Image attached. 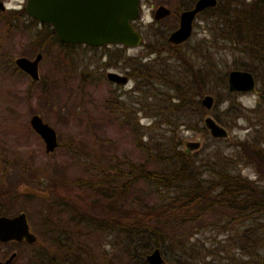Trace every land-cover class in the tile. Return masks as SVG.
Returning <instances> with one entry per match:
<instances>
[{
	"label": "trees",
	"instance_id": "1",
	"mask_svg": "<svg viewBox=\"0 0 264 264\" xmlns=\"http://www.w3.org/2000/svg\"><path fill=\"white\" fill-rule=\"evenodd\" d=\"M208 8L216 9L211 15L214 23L207 27L209 37L195 40L188 53L177 51L171 60L158 54L149 58L136 74L143 82L135 94L148 100L145 107L153 116L147 129L162 124L163 132L153 136L148 130L140 131L136 121L128 120L134 141L142 151L140 161L113 153L101 155L92 152L93 146L85 152L83 177L73 179L83 187V197L72 200L51 187L55 192L52 190L50 201L40 204L35 212L41 226L35 241L40 244L37 264H46V258L48 263L53 261L45 246L52 243L63 250L60 257L51 255L56 259L54 264H117L107 257L104 247L97 245V255L85 242V237L104 234L124 240L121 257L125 264H149L145 255L154 247L164 259L161 264H216L203 242L190 241L185 232H176L181 223L188 225L212 213L215 225L235 230L229 239L245 257L241 261L224 257L229 260L217 264H264V139L254 127L249 138L230 141L234 149L231 152L224 151L229 145L224 146L222 138H211L212 146L203 157L180 147L178 129L198 127L203 112L198 96L213 90L206 87L210 81L218 89L215 95L224 92L228 100L224 115L210 109L212 117L229 125L240 115L242 108L234 98L236 92L226 87L229 69L251 71L263 87L255 107L264 101V0H216ZM11 13L10 17L16 19L25 15L22 7ZM0 16L3 21L11 20L1 12ZM30 21L36 26L35 20ZM37 25L35 33L44 31L41 41L36 37L37 47L45 42L75 44L60 42L49 24ZM156 85L173 93L157 90ZM255 110L253 107L251 111ZM142 134L147 136L146 141ZM240 161L253 168L254 178L240 172ZM139 182L160 192L155 205L126 204L127 196ZM63 211L68 216L66 222L60 221Z\"/></svg>",
	"mask_w": 264,
	"mask_h": 264
},
{
	"label": "rangeland",
	"instance_id": "2",
	"mask_svg": "<svg viewBox=\"0 0 264 264\" xmlns=\"http://www.w3.org/2000/svg\"><path fill=\"white\" fill-rule=\"evenodd\" d=\"M0 1L1 14L11 19L7 22L0 18V181L3 182L5 193L7 192L4 213L16 212L18 208L24 211L29 228L37 240L41 226L35 212L45 201H50L54 194L51 187L72 200L84 196L83 187L76 185L73 179L83 177V170L86 168L85 152L88 149L94 146L92 152L96 151L101 155L113 153L135 161L143 158L128 126V120L136 121L140 131L148 130L153 136L161 134L164 125L157 124L147 129L153 118L151 111L145 107L148 100L143 95L135 94L137 86L141 87L143 82L141 77L136 76L141 71V63L157 54L171 60L177 51L188 53L195 40L209 37L207 27L210 22L214 23L211 15L216 9L207 8L199 12L193 20L189 39L177 47H167L165 35L177 23V13L190 4L191 0H142L139 20L143 21V43L126 50L104 46L90 47L80 43L63 46L56 42L49 45L45 42L44 46L37 47L36 37L39 36L41 41L44 32L35 33L39 23L35 26L25 12V15L17 19L10 17L12 10L23 8L24 0ZM160 3L168 7L171 13L157 22L151 21L150 11ZM37 51L41 52L37 66L39 78L32 80L15 65L13 59L18 55L32 58ZM107 70L119 73L127 71L128 81L120 84L107 80ZM156 86L159 87L157 90L173 93L169 88L166 90L164 86ZM206 87L213 89L205 92L213 96L210 109L224 115L223 108L228 102L224 99L226 95L221 91L215 95L218 89L212 87L211 81ZM262 88L260 81L256 80L255 92L235 93L234 98L242 109L240 115L229 122V125L221 124L227 130V137L222 138V144L229 145L225 147V152L234 151L230 144L232 139L249 138L254 127L257 134L264 139V101L255 107ZM202 94L198 96L199 101ZM253 107L255 111H251ZM210 109L203 107L198 127L180 126L178 129L182 149L185 140L199 138V147L190 152L197 153L198 157L204 156L209 150L208 147L212 146L211 138H215L202 123L204 115L212 116ZM33 113L38 114L55 130L57 144L49 152L45 151L42 139L29 125L28 119ZM141 138L147 140L145 134ZM237 167L243 175L255 177L249 164L240 161ZM159 193L153 187L139 182L129 198L127 196L126 204L155 205ZM8 194L13 196L11 201L7 200ZM26 195L29 197L26 198ZM213 219L212 213L194 220L189 226L181 223L176 232H185L190 241L203 242L210 249L209 256L215 259L216 264L218 261H228L231 257L243 260L245 257L242 250L235 248L236 243L229 239L235 230L225 229L220 223L215 225ZM67 220V213L63 211L60 221ZM69 225L67 222V226ZM67 230L71 232L72 228L68 227ZM85 242L97 255L98 246H101L108 251L107 257L112 261L115 259L117 264H125V259L121 257V248L126 244L119 237L104 234L94 238L85 237ZM39 245L38 242L12 244L18 254L12 264H37L36 250ZM45 246L52 253L50 256H62V247H56L54 243ZM83 253L82 250V255ZM69 254L70 252L67 256ZM53 260L56 261L54 256ZM45 262L51 264L47 262V258Z\"/></svg>",
	"mask_w": 264,
	"mask_h": 264
},
{
	"label": "water",
	"instance_id": "3",
	"mask_svg": "<svg viewBox=\"0 0 264 264\" xmlns=\"http://www.w3.org/2000/svg\"><path fill=\"white\" fill-rule=\"evenodd\" d=\"M139 0H24V12L40 22L50 23L55 34L62 42H83L92 46L104 43H117L135 46L141 41L140 34L130 23L139 11ZM216 0H196L190 8L179 13L178 26L170 32L167 39L178 43L191 34V22L195 14L206 6H214ZM2 8V1H0ZM163 5L156 7V14L167 13ZM41 52L37 51L32 58L24 55L15 56L13 62L32 80L39 78L38 61ZM106 77L115 82L124 83L126 77L115 71H107ZM228 91L255 92L256 79L253 73L246 69L232 68L226 75ZM213 96L204 93L200 104L210 109ZM30 127L39 135L44 143L46 152L53 150L57 144L55 130L41 117L33 113L28 119ZM204 127L215 138L227 137V130L210 114L202 118ZM199 138L185 140L187 151L197 149ZM23 238L28 242L35 240L36 235L30 230L24 211L8 217L0 216V238ZM145 259L149 264H161L164 259L157 247L146 253ZM168 264V262H166Z\"/></svg>",
	"mask_w": 264,
	"mask_h": 264
},
{
	"label": "flooded vegetation",
	"instance_id": "4",
	"mask_svg": "<svg viewBox=\"0 0 264 264\" xmlns=\"http://www.w3.org/2000/svg\"><path fill=\"white\" fill-rule=\"evenodd\" d=\"M196 0H191L190 2V4H188V5H186L185 7H183L178 13H177V23L176 24H174V27H172L167 33H166V35H165V41H166V44H167V47H177L178 45H180L181 43H183V42H186L188 39H189V37H190V35L186 38V39H184V40H182L181 42H178V43H172V42H170L168 39H167V37H168V35L170 34V32L171 31H173L177 26H178V18H179V13L183 10V9H187V8H190L192 5H193V3L195 2ZM141 3H142V0H139L138 1V6H139V11H138V15H137V17L134 19V20H132L130 23L132 24V26H133V28L140 34V36H141V41L139 42V44L140 43H143V38H142V27H143V21L140 19L139 20V17H140V14H141V10H142V8H141ZM158 5H163V6H165L164 4H162V3H160V4H158ZM157 5V6H158ZM156 6V7H157ZM156 7L155 8H153V9H151V11H150V13H151V16H152V20L151 21H155V22H157V21H159L161 18H164V17H166V16H168V15H170V13H171V10L168 8V7H166V8H168V12L167 13H163V14H156ZM208 7H210V6H206L205 8H203V9H201L200 11H198L196 14H195V16H194V18L196 17V15L199 13V12H201V11H204V10H206ZM29 16V15H28ZM32 20H35V23H46V22H40V21H38L37 19H35V18H32L31 16H29ZM194 20V19H193ZM193 20H192V22H191V27H192V24H193ZM47 24H49L50 25V27L52 28V26H51V24L50 23H47ZM53 29V28H52ZM54 31V30H53ZM192 31V30H191ZM55 33V32H54ZM56 35V34H55ZM57 36V35H56ZM58 38V37H57ZM58 40H59V38H58ZM60 41V40H59ZM60 42H62V41H60ZM62 43H66V42H62ZM67 43H70V42H67ZM71 43H80V44H84V45H87V46H90V47H99V46H104V47H115V48H119V49H122V50H126V49H128V47H132V46H127V45H124V44H117V43H104V44H100V45H96V46H92V45H90V44H86V43H83V42H71ZM138 45V44H137ZM136 46V45H135ZM154 52V51H153ZM107 71H113V70H107ZM106 71V72H107ZM106 72H105V76H106ZM116 72V71H115ZM119 73V72H118ZM120 74H122V75H124L125 77H126V81L124 82V83H126L127 81H128V72L127 71H125V73H120ZM107 78V77H106ZM107 80H109L108 78H107ZM109 81H111V80H109ZM111 82H113V83H120V84H124V83H121V82H115V81H111ZM7 193V192H6ZM5 191H4V189H3V182H1L0 181V216H8V217H12V216H14V215H16V214H18V213H20L22 210L20 209V208H18V210L15 212H13V213H9V214H5L4 213V207H5V202H4V199H5ZM12 198H13V196L11 195V194H8V196H7V200L8 201H11L12 200ZM25 213V212H24ZM26 215V214H25ZM26 218H27V216H26ZM36 241V238H35V240L34 241H32V242H28V241H26L25 239H23V238H21V239H19V238H12V237H9V238H0V264H12V262L14 261V259H15V257H17V252H16V249H15V246H11L12 244L13 245H15V244H19V243H21V242H24V243H26V244H32V243H34ZM11 246V247H10ZM8 247H10V248H8ZM50 257V259L51 260H53V256H49ZM51 264H54V260L53 261H51L50 262Z\"/></svg>",
	"mask_w": 264,
	"mask_h": 264
}]
</instances>
